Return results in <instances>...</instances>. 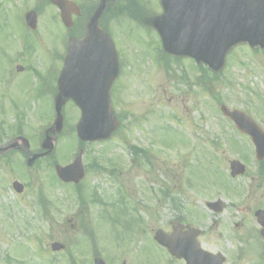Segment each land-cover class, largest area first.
<instances>
[{
  "label": "rangeland",
  "instance_id": "rangeland-1",
  "mask_svg": "<svg viewBox=\"0 0 264 264\" xmlns=\"http://www.w3.org/2000/svg\"><path fill=\"white\" fill-rule=\"evenodd\" d=\"M72 1L86 13L100 0ZM37 5L43 16L31 36L35 49L22 61L16 60L20 47H15L11 21L6 19L17 21ZM161 9L160 0H118L104 20L118 51L132 63L125 69L128 74L117 100V112L128 116L125 125L131 133L124 138L122 131L110 142L87 145L84 152L87 175L80 190L89 199L100 197L105 206L81 203L71 187L64 189L54 179V164L68 165L78 154L72 127L79 117L68 106L53 159L42 160L32 169L24 163L25 169L16 153L0 161V264H93L90 250L108 264H184L154 243L158 230L170 233L171 224L178 220L200 229L202 247L223 254L227 264H264V243L254 216L264 210V169L255 159L250 139L220 113L221 105L243 111L264 130V52L237 46L218 75L188 59L177 65L166 60L170 64L166 69L164 62L157 61L159 36L148 25L153 16L162 14ZM137 11L144 13L138 24L129 15ZM55 14V8L41 0H0V129L10 133L21 125L24 137L33 143L31 150L55 117L49 96L34 97L42 82L30 76V68L47 75L54 55L65 54L67 32ZM4 50L8 56L11 53L9 69L25 68L13 75L11 85L5 77L9 57L1 55ZM48 78L43 81L51 88L53 80ZM14 102L22 103L21 109L16 104L20 112L11 111ZM13 140L4 135L0 144ZM129 146L147 150L140 163L132 162ZM232 160L247 168L235 180L230 177ZM95 163L103 167L100 172ZM14 182L25 186L23 193L13 189ZM40 191L51 202L47 214L37 202ZM164 191L168 196H163ZM218 199L226 209L217 215L206 204ZM88 229L91 241L80 243ZM53 243L64 245L65 250L54 253Z\"/></svg>",
  "mask_w": 264,
  "mask_h": 264
},
{
  "label": "water",
  "instance_id": "water-1",
  "mask_svg": "<svg viewBox=\"0 0 264 264\" xmlns=\"http://www.w3.org/2000/svg\"><path fill=\"white\" fill-rule=\"evenodd\" d=\"M60 8L62 20L71 27V14L79 15V8L66 0H49ZM115 0H101L100 6L88 26V35L83 40H72L69 44L65 69L59 81L60 93L56 97L57 120L47 133L43 149L49 155L54 150L50 133H60L63 129V107L71 99L82 111L77 132L83 142L108 140L118 127L114 111L110 105L108 92L118 74V57L115 46L107 34L99 28L108 3ZM164 15L155 21L165 50L177 56L191 57L203 62L212 70L223 68L227 52L234 46L246 43L252 48L264 50V0H162ZM36 14L27 17L31 28H36ZM77 69L78 72L70 71ZM71 77V78H70ZM244 134L252 138L256 146V156L264 160V131L245 113L230 111L222 107ZM8 150V149H6ZM40 155L29 159L32 167ZM57 174L65 183H79L84 177L81 157L66 168L57 166ZM232 177L245 173V167L239 162L231 163ZM18 193L22 186L14 185ZM214 212L223 211L221 202L208 204ZM258 222L263 227L264 212H258ZM199 233L190 230L182 233V227L174 229L169 236L160 231L155 240L171 255L184 258L187 264H224L222 255H213L202 250L197 241ZM54 245V251L62 250ZM96 264H105L97 260Z\"/></svg>",
  "mask_w": 264,
  "mask_h": 264
},
{
  "label": "flooded vegetation",
  "instance_id": "flooded-vegetation-1",
  "mask_svg": "<svg viewBox=\"0 0 264 264\" xmlns=\"http://www.w3.org/2000/svg\"><path fill=\"white\" fill-rule=\"evenodd\" d=\"M77 24H78V27H80V30H83L84 25H83V22H82L80 19L76 20V23L74 24V27H75ZM60 71H62V70H61V69H60V70L57 69V72L55 71V74H56V73L59 74ZM59 75H60V74H59ZM121 93H122V86H119V85H117V83H116L115 86H114V89H112V92H111V94L115 95V97H116V105L118 104L117 100L119 99V96H120ZM118 106H119V105H118Z\"/></svg>",
  "mask_w": 264,
  "mask_h": 264
}]
</instances>
